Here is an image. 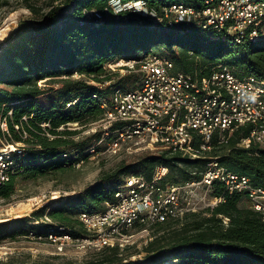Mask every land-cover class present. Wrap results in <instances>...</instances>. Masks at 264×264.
I'll return each instance as SVG.
<instances>
[{"label": "trees", "instance_id": "trees-1", "mask_svg": "<svg viewBox=\"0 0 264 264\" xmlns=\"http://www.w3.org/2000/svg\"><path fill=\"white\" fill-rule=\"evenodd\" d=\"M110 1L63 0L42 20L20 23L0 45V136L8 144L23 145L20 152L12 154L14 176L0 187L1 199L13 194L17 177L37 178L64 171L90 149H97L101 133L76 139L80 131L66 125L98 122L103 114L102 101L109 100L115 89L135 87L136 74L114 81L118 73L107 68L111 62L138 60L155 52L170 59L176 72L209 75L220 66L237 77L264 81V35L237 42L226 32L211 28H178L163 23L152 26L126 20L127 12H120L115 19ZM118 1H142L148 11L157 14L161 7L172 4L196 8L203 5V0ZM27 9L33 11L31 7ZM91 10L102 15L101 22L84 20V12ZM75 74L81 77L73 79ZM71 101L76 103L67 108L66 103ZM4 119L7 132L1 129ZM115 127H110V131ZM249 131L248 127H241L227 144L214 142L206 158L148 151L127 169H138L140 176L149 180L155 168L163 166L167 169L164 182L182 184L199 181L209 158H216L221 167L247 176L254 187L264 189V149L253 143L249 149L239 146ZM124 169L104 175L75 197L58 203L46 214L52 223L41 221L47 210L42 207L30 217L0 223V234L13 230L10 236L27 235L30 231L39 235L58 232L61 227L62 233L82 236L78 215L102 212L121 185L118 178L126 174ZM209 194L223 201L213 208L152 227L151 240L142 250L146 261L132 260L139 253L130 246L123 251L104 248L82 264H264V221L247 207L246 195L229 193L218 181ZM224 217L229 219L227 224L223 223ZM30 222L33 223L26 228Z\"/></svg>", "mask_w": 264, "mask_h": 264}, {"label": "built area", "instance_id": "built-area-1", "mask_svg": "<svg viewBox=\"0 0 264 264\" xmlns=\"http://www.w3.org/2000/svg\"><path fill=\"white\" fill-rule=\"evenodd\" d=\"M109 5L116 16L120 12L144 14L152 26L163 23L178 28H211L226 32L237 42L264 35V1L261 0H203L200 8L178 3L161 7L159 14L148 11L142 1L121 4L111 0ZM101 19L102 15L95 10L84 12L85 21L101 22ZM107 68L138 76L133 89H115L109 100L100 104L103 113L100 122L105 131L99 144L108 140L110 151L115 153L122 144H133L149 151L201 159L206 158L214 142L227 144L241 127L250 129L248 136L240 140L241 148L249 149L253 143L264 149V81L237 77L230 69L220 66L209 75L176 72L170 59L155 53L138 60L111 62ZM75 103L68 102L66 107ZM69 125L73 124L66 126ZM113 126L116 127L110 131ZM1 129L7 132L5 119ZM21 147L19 143L7 144L0 150V187L14 176L12 154L20 152ZM209 159L199 181L166 183L167 169L163 166L156 167L149 180L140 175L125 178L102 212L78 215L82 236L62 233L59 227L58 232L39 235L30 231L26 238L58 252L104 248L123 251L142 239L145 243L150 241L155 225L182 219L222 202L223 198L209 194L215 181L223 183L229 193H244L247 207L264 221V189L254 187L247 176L221 167L216 158ZM222 220L224 224L229 221L225 217ZM41 221L52 223L47 215Z\"/></svg>", "mask_w": 264, "mask_h": 264}, {"label": "rangeland", "instance_id": "rangeland-1", "mask_svg": "<svg viewBox=\"0 0 264 264\" xmlns=\"http://www.w3.org/2000/svg\"><path fill=\"white\" fill-rule=\"evenodd\" d=\"M62 2L63 0H0V30L2 28L6 30V36L0 39V45L4 44L9 35L15 32L20 23L40 21L52 7H57ZM27 7H31L33 11ZM109 17L111 16L109 15ZM130 18L132 17L126 16L125 19L129 20ZM115 72L118 73L114 79L116 82L123 76V72L120 69H116ZM78 76L73 79L81 77ZM71 124L73 125H69L68 129L80 131L76 139L89 137L94 133H101L102 139L105 131V126L100 120L91 124ZM107 143L108 140L100 144L97 142V149L89 151L87 155L80 156L78 161L64 171L37 178L28 175L17 177L14 181V192L10 198H0V223L30 217L33 211L42 207H47L46 215L48 211L58 206V203L75 197L100 181L104 175L113 174L119 170L123 171L124 168L126 174L118 178L120 184L129 176L138 175L137 173L142 175L138 169L130 168L128 170L127 167L149 154L148 149L133 144H122L114 153L108 149ZM7 144V141L0 136V150ZM174 176L176 177V174ZM31 223L33 222H30L26 228ZM11 231L13 230L0 234V264H82L94 258L98 253V251L75 249L58 252L46 245H36L30 242L23 233L10 236ZM151 232L150 237L152 236ZM148 242L149 240L145 243V240L142 239L132 246L135 253H139L133 255L132 260L146 261V254L142 250Z\"/></svg>", "mask_w": 264, "mask_h": 264}, {"label": "water", "instance_id": "water-1", "mask_svg": "<svg viewBox=\"0 0 264 264\" xmlns=\"http://www.w3.org/2000/svg\"><path fill=\"white\" fill-rule=\"evenodd\" d=\"M128 14H127V16H131L132 18H130V19H132V20H134V21H136V22H138V23H140V22H142V23H144V22H148V16H146V15H144V14H139V13H135V12H127ZM115 15V14H114ZM119 17H118V15L116 16L115 15V19H118ZM125 18H126V16H125ZM93 21H95V20H93Z\"/></svg>", "mask_w": 264, "mask_h": 264}, {"label": "bare ground", "instance_id": "bare-ground-1", "mask_svg": "<svg viewBox=\"0 0 264 264\" xmlns=\"http://www.w3.org/2000/svg\"><path fill=\"white\" fill-rule=\"evenodd\" d=\"M5 36H6V30L4 28H2L0 30V39L3 38V37H5Z\"/></svg>", "mask_w": 264, "mask_h": 264}]
</instances>
